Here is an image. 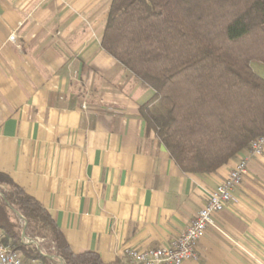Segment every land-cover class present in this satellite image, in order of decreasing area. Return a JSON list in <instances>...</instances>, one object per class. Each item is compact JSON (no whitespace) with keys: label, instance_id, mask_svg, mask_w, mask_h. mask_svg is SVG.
Wrapping results in <instances>:
<instances>
[{"label":"crops","instance_id":"crops-1","mask_svg":"<svg viewBox=\"0 0 264 264\" xmlns=\"http://www.w3.org/2000/svg\"><path fill=\"white\" fill-rule=\"evenodd\" d=\"M109 2L0 0V171L73 252L128 264L126 248L169 245L246 149L213 172L178 168L139 112L152 89L100 46ZM213 221L181 264H264V151Z\"/></svg>","mask_w":264,"mask_h":264},{"label":"trees","instance_id":"trees-1","mask_svg":"<svg viewBox=\"0 0 264 264\" xmlns=\"http://www.w3.org/2000/svg\"><path fill=\"white\" fill-rule=\"evenodd\" d=\"M100 46L152 89L139 112L182 172H213L264 134V76L250 66L264 63V0H110ZM23 225L65 264H120L73 252L50 213L0 171L2 241L26 263L53 264L23 243Z\"/></svg>","mask_w":264,"mask_h":264},{"label":"built area","instance_id":"built-area-1","mask_svg":"<svg viewBox=\"0 0 264 264\" xmlns=\"http://www.w3.org/2000/svg\"><path fill=\"white\" fill-rule=\"evenodd\" d=\"M9 39L15 41L14 34H11ZM82 105L85 106V103ZM263 151L264 134L248 142L245 153L239 157L223 180L208 193L204 205L198 209L184 230L172 239L169 245L145 249L126 248L124 252L128 264H181L184 261L196 259L199 239L204 235L209 225L215 226L213 215L221 211L233 199L235 188L241 183L247 172L248 161L261 155ZM2 237L3 234L0 230V264H42L39 261L26 263L21 253L15 250L10 243L3 242ZM22 239L26 240H22L23 242L32 240L28 236Z\"/></svg>","mask_w":264,"mask_h":264},{"label":"rangeland","instance_id":"rangeland-1","mask_svg":"<svg viewBox=\"0 0 264 264\" xmlns=\"http://www.w3.org/2000/svg\"><path fill=\"white\" fill-rule=\"evenodd\" d=\"M250 66L253 69V71L256 72L258 75L264 76V63L263 62L252 61L250 63ZM18 218L22 221V219L20 217H18ZM26 236H28L29 238H31L32 240H34L35 243H30V244L33 245L34 247H36L41 254L43 253V254L50 255L48 253V251L49 250H52V247L47 248V243H49V240L47 238L44 239V238L38 237V236H29V235H26ZM22 240L23 241H26L25 239H22ZM52 260H54L53 261V264H60L59 259L54 258Z\"/></svg>","mask_w":264,"mask_h":264},{"label":"water","instance_id":"water-1","mask_svg":"<svg viewBox=\"0 0 264 264\" xmlns=\"http://www.w3.org/2000/svg\"><path fill=\"white\" fill-rule=\"evenodd\" d=\"M11 209H12L13 212H15L17 214L18 217H20L22 219L21 214L16 209H14L12 207H11ZM24 224H25V221H24ZM24 229H25V225H23V227L21 229V237L22 238H24L26 236L25 233H24ZM24 243L30 244V243H35V242L33 240H30L29 242H24ZM42 255H44L45 257L51 258V259L57 258V259H59L60 264H65V262H64V260L62 258L56 257L55 255H47V254H43V253H42Z\"/></svg>","mask_w":264,"mask_h":264}]
</instances>
